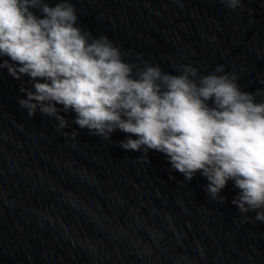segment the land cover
<instances>
[{"label": "water", "instance_id": "1", "mask_svg": "<svg viewBox=\"0 0 264 264\" xmlns=\"http://www.w3.org/2000/svg\"><path fill=\"white\" fill-rule=\"evenodd\" d=\"M71 2L77 26L108 35L129 63L172 74L222 64L243 91H264V0ZM21 87L34 91L0 69V264H264V222L232 204V181L220 203L199 172L187 180L161 152L145 163L143 148L124 150L126 133L92 135L71 111L61 130L39 109L29 117Z\"/></svg>", "mask_w": 264, "mask_h": 264}, {"label": "clouds", "instance_id": "2", "mask_svg": "<svg viewBox=\"0 0 264 264\" xmlns=\"http://www.w3.org/2000/svg\"><path fill=\"white\" fill-rule=\"evenodd\" d=\"M220 2L235 10L242 0ZM77 20L71 0H0V57L8 58L0 69L33 82L18 101L28 116L39 109L61 130L68 126L61 111H71L73 123L92 135L126 133L124 150L143 148L145 163L148 150L161 152L187 180L199 172L220 203L232 181V204L264 222V99L257 101L264 91H243L239 74L222 64L208 74L189 64L179 74L147 62L138 67L108 35L93 37Z\"/></svg>", "mask_w": 264, "mask_h": 264}]
</instances>
